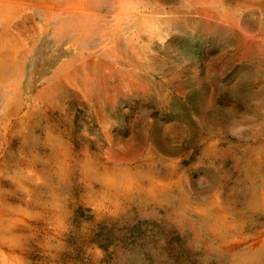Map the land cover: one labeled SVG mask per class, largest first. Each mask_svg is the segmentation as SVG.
I'll list each match as a JSON object with an SVG mask.
<instances>
[{
	"label": "rangeland",
	"instance_id": "obj_1",
	"mask_svg": "<svg viewBox=\"0 0 264 264\" xmlns=\"http://www.w3.org/2000/svg\"><path fill=\"white\" fill-rule=\"evenodd\" d=\"M0 264H264V0H0Z\"/></svg>",
	"mask_w": 264,
	"mask_h": 264
}]
</instances>
